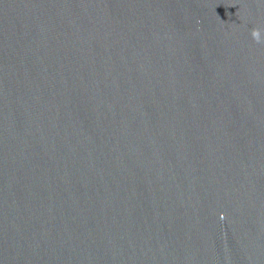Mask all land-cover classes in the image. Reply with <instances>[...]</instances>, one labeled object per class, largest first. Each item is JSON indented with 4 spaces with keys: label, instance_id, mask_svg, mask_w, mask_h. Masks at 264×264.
<instances>
[{
    "label": "water",
    "instance_id": "water-1",
    "mask_svg": "<svg viewBox=\"0 0 264 264\" xmlns=\"http://www.w3.org/2000/svg\"><path fill=\"white\" fill-rule=\"evenodd\" d=\"M253 28L264 0H0V264H264Z\"/></svg>",
    "mask_w": 264,
    "mask_h": 264
},
{
    "label": "clouds",
    "instance_id": "clouds-1",
    "mask_svg": "<svg viewBox=\"0 0 264 264\" xmlns=\"http://www.w3.org/2000/svg\"><path fill=\"white\" fill-rule=\"evenodd\" d=\"M252 39L258 44H264V29L261 28H253L251 30ZM221 218H223V214H221Z\"/></svg>",
    "mask_w": 264,
    "mask_h": 264
}]
</instances>
